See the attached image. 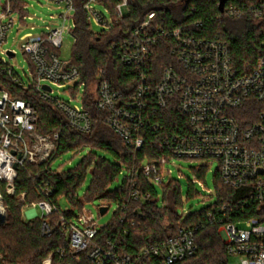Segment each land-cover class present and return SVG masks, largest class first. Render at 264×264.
<instances>
[{
    "label": "built area",
    "instance_id": "1",
    "mask_svg": "<svg viewBox=\"0 0 264 264\" xmlns=\"http://www.w3.org/2000/svg\"><path fill=\"white\" fill-rule=\"evenodd\" d=\"M50 1L66 9L60 18L64 24L74 19L75 28L77 7L74 0ZM213 1L219 7V0ZM231 1L225 4L218 19L250 17L264 29V0L244 7ZM96 4L105 6L109 17L96 10ZM82 9L88 13L90 23L94 21L102 28L101 32H109L129 14V0H120L118 4L112 0H87ZM124 9H127V15ZM15 13L20 15L22 23L32 19L25 0H5L4 4L0 0V79L24 91L33 89L43 101L55 105L65 114L72 129L90 133L92 122L83 106V95L78 98L84 87L79 85L80 72L68 67V62L55 52L63 45L65 25L47 27L43 34H27L22 38L21 49L33 67V83L28 85L8 60L14 59L17 53L2 50L14 25ZM154 18V13L149 14L145 22L131 30V39L121 48V61L137 71L139 85L135 94L125 100L108 81H102L98 87L97 107L110 114L107 124L127 145L140 150L144 145L143 133L147 130L155 134L167 150V155L155 162H144L138 172H126L129 201L144 203L151 199L150 192L143 190L138 182L139 172L148 184L161 187L171 174L165 170L166 165L174 159L198 162V172L216 161L223 185L243 189L248 195L245 201L223 205L224 211L238 213L248 210L250 214L243 221H230L221 228L227 253L230 257H239L241 264H264V41L262 55L253 70L241 72L221 33L200 35L199 32L204 31V24L200 21L171 30L154 29ZM161 49L169 51L172 60L157 76L152 73V66ZM54 87L75 95L73 100L79 104L53 97ZM172 106L178 109L182 120L174 125L172 133H167L162 113ZM59 137L58 133L51 136L38 134L37 110L27 101L15 98L6 82L1 81L0 182L5 184L8 195L16 193L19 169L27 164L39 166L48 162ZM39 191L46 199L26 204L24 211L46 220L42 225L45 237H50L54 231L47 219L57 213L58 227L64 230L67 242L66 247L50 252L41 264H143L149 258L160 264H176L193 257L198 251V227L188 226L162 242L142 248L135 256L126 255L116 235L105 233L112 221L100 226L84 208L80 215L68 218L64 215L65 210L50 200L53 191L46 183L39 186ZM25 197L26 193L22 194L19 201L24 203ZM116 206V212L129 209L124 202H117ZM102 207L109 211L110 205L99 207L100 216H103ZM6 215L0 193V223L5 221ZM208 217L213 216L209 214ZM0 264L9 263L0 256Z\"/></svg>",
    "mask_w": 264,
    "mask_h": 264
},
{
    "label": "trees",
    "instance_id": "2",
    "mask_svg": "<svg viewBox=\"0 0 264 264\" xmlns=\"http://www.w3.org/2000/svg\"><path fill=\"white\" fill-rule=\"evenodd\" d=\"M87 0H74L77 7L75 14V44L72 60L68 67L76 68L81 75L79 85H84L83 106L87 110L92 129L90 133H81L72 129L64 113L55 105L43 101L33 89L21 90L13 87L3 79L12 95L30 103L37 110V133L51 136L60 135L56 141L53 157L45 164L35 166L27 164L18 171L15 182L16 193L10 196L5 191V184L0 182V193L6 208L5 221L0 223V256L9 264H41L43 259L58 247H66L64 230L58 227L57 213L47 220L54 231L50 237L42 235L45 219H33L28 222L22 218V210L26 204L46 199L40 194L39 186L44 182L53 191L50 200L60 208L62 199L68 200L80 211L86 203L96 199L110 203H126L127 212L118 210L106 235L114 233L120 242L121 250L126 255L135 256L142 248L162 242L183 227H198L196 255L176 264H230L231 257L220 232L224 224L243 221L250 214L248 210L238 213L224 211L223 205L237 204L248 199L243 189H231L223 185L219 173L216 174V197L213 206L193 214L182 216L181 186L175 181L162 185L161 195L157 187L148 184L141 172L138 182L143 190L150 192L151 199L144 203L129 201V181L127 174L120 187L111 190L123 172L136 170L144 163H153L167 155V150L159 143L157 136L144 131V145L136 150L127 145L112 127L107 124L109 113L97 107L98 87L102 81H108L113 90L120 92L124 99L131 98L139 85L136 68L125 65L120 58L124 43L131 39V30L136 29L154 13L152 27L174 29L194 21L204 25L199 34L214 35L221 33L229 43L236 67L241 72L252 71L262 55L261 44L264 41L263 26L250 17L218 19L220 11L218 3L213 0H129V14L116 24L109 32L95 33L91 29L88 13L82 9ZM257 0H232L231 3L244 7ZM118 4L120 0H112ZM232 24L234 26H228ZM163 43V42H162ZM152 66V73L160 76L172 58L169 51L160 50ZM0 79L1 81H3ZM167 133L175 129L174 125L182 120V115L174 106L162 113ZM176 131V130H174ZM89 148L91 151L81 164L66 173L55 172L51 168L61 155ZM93 150H102L110 154L113 160L98 157ZM92 170V183L82 199H78V191L86 180L88 169ZM205 170L199 171V176ZM26 193L25 202L19 198ZM188 197H193L190 188ZM62 209V208H61ZM139 209V210H137ZM137 210V211H136ZM213 217L209 218L208 215ZM71 218L73 211H64ZM122 219H126L122 222ZM143 264H160L158 260L149 258Z\"/></svg>",
    "mask_w": 264,
    "mask_h": 264
},
{
    "label": "rangeland",
    "instance_id": "3",
    "mask_svg": "<svg viewBox=\"0 0 264 264\" xmlns=\"http://www.w3.org/2000/svg\"><path fill=\"white\" fill-rule=\"evenodd\" d=\"M25 2L27 5L28 15L32 19H28L26 23H22L18 13L13 15L15 20L13 23L14 25L10 29L7 42L4 44L2 50H12L17 53L14 59L8 60L15 65L16 70L22 75L24 81L29 85L30 83H33V67L30 64L29 58L23 53L21 49L22 38L27 34H32L34 36L43 34L46 32L47 27H62L65 25L66 29L63 33V45L61 48L56 49L55 52L64 62H69L72 60V50L75 44V36L72 33L74 30V19H70L64 24L63 19L60 18L61 14L65 13L66 11L64 7L56 5L50 0H25ZM2 3L4 4L5 0H2ZM94 8L103 13L106 17H109L108 9L105 6L96 4L94 5ZM124 13L127 15V9H124ZM70 15L74 17V13H71ZM231 25L232 24H229L228 26ZM91 29L95 33L102 31V28L97 26L94 21H91ZM83 93L84 87L81 89L78 98H81ZM52 96L66 102L71 101L73 105L79 104L76 100H73L75 95L66 92L64 89L54 87V93ZM90 151L91 149L84 148L82 150L65 153L54 161L52 170L59 173H66L68 171L74 170L88 156ZM93 152L96 153L98 157L113 160L112 156L107 152L102 150H93ZM199 166L200 164L198 162H191L181 159H174L166 165L165 170L171 171L170 176L165 178L166 184L170 179L169 181H175L181 186L182 206L179 208L180 215L199 213L210 206H213L217 201L216 174L219 169L218 163L214 161L208 168L202 169L205 171L204 175L201 177L197 171ZM93 169V165L88 169L86 180L78 191V199H82L86 195L93 180ZM125 173L126 172H123L118 181L113 183L111 190H115L121 186ZM190 188L193 191V197L191 198L188 197ZM157 189L161 195V188L157 187ZM102 204L110 205V209L105 215L100 216L99 207ZM60 206L62 210L73 211L75 216H78L81 213V211L74 207L68 200L62 199L60 201ZM24 210L25 209L23 207L22 218L24 221L28 222L31 219H36L33 214L26 213ZM116 210L117 206L115 203H110L101 199H96L84 205V211L93 216V218L98 221L100 226L109 224L113 220ZM230 264H241V259L239 257H231Z\"/></svg>",
    "mask_w": 264,
    "mask_h": 264
},
{
    "label": "water",
    "instance_id": "4",
    "mask_svg": "<svg viewBox=\"0 0 264 264\" xmlns=\"http://www.w3.org/2000/svg\"><path fill=\"white\" fill-rule=\"evenodd\" d=\"M229 0H219V2H220V4H219V10H220V12H223V10H224V7H225V4L228 2ZM11 54V53H10ZM45 89H47V90H51V88L50 87H48V86H45ZM100 211H101V214L102 215H105L106 213H107V211H108V208L107 207H102L101 209H100Z\"/></svg>",
    "mask_w": 264,
    "mask_h": 264
}]
</instances>
